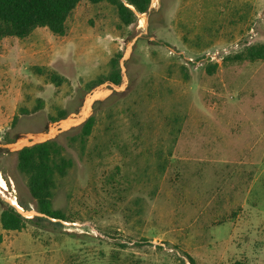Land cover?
<instances>
[{"label":"rangeland","instance_id":"374dc122","mask_svg":"<svg viewBox=\"0 0 264 264\" xmlns=\"http://www.w3.org/2000/svg\"><path fill=\"white\" fill-rule=\"evenodd\" d=\"M67 25L0 42V215L14 197L39 213L5 147L107 91L84 149L82 125L55 139L74 162L53 198L67 220L0 223V264H264V59H220L264 45V0H155L128 28L111 6L81 2ZM112 58L119 85L105 80Z\"/></svg>","mask_w":264,"mask_h":264},{"label":"trees","instance_id":"16d2710c","mask_svg":"<svg viewBox=\"0 0 264 264\" xmlns=\"http://www.w3.org/2000/svg\"><path fill=\"white\" fill-rule=\"evenodd\" d=\"M81 2H89L97 5L105 3L111 6L119 19L120 27L128 28L135 24L140 14L147 13L152 0H0V42L5 38L16 37L26 39L37 28H47L56 36L64 37L68 33L67 21ZM264 59V45H251L235 56H228L226 60L234 62H255ZM111 72L105 80L119 85L122 82V69L120 59L112 58L110 61ZM216 65L211 66L212 74ZM40 74L43 70L37 68ZM52 83L60 86L65 79L55 72H46ZM102 83L98 78L89 84L93 87ZM66 118V112L60 111L56 121ZM18 117L13 120L16 123ZM96 125V118L89 117L81 126V132L73 141L81 142L84 149L85 143L92 135ZM74 166L72 159L66 157L63 147L56 141L50 140L26 147L18 152V170L27 178V186L32 198L37 204L38 212L48 218L66 221V215L53 208L54 193L57 188L58 178L68 175ZM24 209L25 204L19 203ZM45 217L25 218L14 207L3 208L0 215V223L5 231L20 232L28 223L39 225L42 221H49ZM191 264L194 260L189 257ZM230 264H245L242 260L232 261Z\"/></svg>","mask_w":264,"mask_h":264},{"label":"water","instance_id":"95a60500","mask_svg":"<svg viewBox=\"0 0 264 264\" xmlns=\"http://www.w3.org/2000/svg\"><path fill=\"white\" fill-rule=\"evenodd\" d=\"M153 2H154V0H152L149 10L152 9ZM123 73H125V72H123ZM120 89H121V87L116 88L115 90H120ZM106 92L107 91H105V87L98 88L93 93H91L90 96L88 97V99H87L88 104L85 105L81 114H79L77 116L69 117V118H67L61 122H58L57 124L52 125V126H48L47 127V130H48L47 133H43L39 136L22 137L18 141H16L14 144L8 145L5 148L7 150H10V151L15 150V151L19 152L20 150H22L26 147H32V146H35L37 144L44 143L46 141L55 140L59 134L66 132L72 128H75V127L85 123V121L87 120V118L90 115L92 104L97 99L101 98L103 94L105 95ZM98 93H102V94L99 97H96V95H98ZM18 142H21L20 144H22V147L17 146ZM21 215L24 216L25 218H33V219L37 216L48 218L45 214H41V213L36 214L34 212L33 213L24 212ZM52 220H54V219H52Z\"/></svg>","mask_w":264,"mask_h":264},{"label":"built area","instance_id":"2783aa9c","mask_svg":"<svg viewBox=\"0 0 264 264\" xmlns=\"http://www.w3.org/2000/svg\"><path fill=\"white\" fill-rule=\"evenodd\" d=\"M237 46V44H236ZM225 53L220 59L224 60L226 57H228L230 52L228 50H223ZM218 55H220L219 51L214 52H207L204 54L203 59L208 60L209 62H215L218 61ZM193 62V60H191Z\"/></svg>","mask_w":264,"mask_h":264},{"label":"bare ground","instance_id":"6f19581e","mask_svg":"<svg viewBox=\"0 0 264 264\" xmlns=\"http://www.w3.org/2000/svg\"><path fill=\"white\" fill-rule=\"evenodd\" d=\"M155 2V0H154ZM21 142H18L17 146L18 147H22V144H20ZM6 188V183L5 181L0 177V190H3ZM10 203L21 213H24V209H22V207L18 204L17 200L15 199V197L13 199L10 200ZM33 213V212H31Z\"/></svg>","mask_w":264,"mask_h":264}]
</instances>
